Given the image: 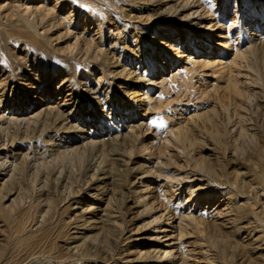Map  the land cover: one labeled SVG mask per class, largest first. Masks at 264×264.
Listing matches in <instances>:
<instances>
[{"label":"bare ground","instance_id":"1","mask_svg":"<svg viewBox=\"0 0 264 264\" xmlns=\"http://www.w3.org/2000/svg\"><path fill=\"white\" fill-rule=\"evenodd\" d=\"M26 3L40 28L29 19L23 31L7 25L3 9L14 0L0 2V264H264V136L244 154L231 145L235 129L226 127V136L211 134L222 143L205 149V161L193 155L196 144L182 126L157 125L166 110L160 93L202 68L212 70L235 110L243 108L237 79L243 61L262 57L264 0ZM254 18L256 24L247 20ZM170 66L176 73L168 79ZM226 99H218L225 108ZM146 127L154 142L137 141L133 153L130 143ZM164 134L180 145L189 173L166 175L164 156L152 151ZM225 147L228 171L218 165ZM80 148L91 152L82 170L85 191L63 197L74 174L54 163L78 158ZM159 179L187 183L193 208L154 207L152 195L163 198ZM119 195L133 199L136 217L152 213L136 228L142 234L124 241L117 232L123 213L108 209Z\"/></svg>","mask_w":264,"mask_h":264},{"label":"rangeland","instance_id":"2","mask_svg":"<svg viewBox=\"0 0 264 264\" xmlns=\"http://www.w3.org/2000/svg\"><path fill=\"white\" fill-rule=\"evenodd\" d=\"M10 1H12V0H0V2H3V3L4 2H10ZM26 5H28L26 3V0H14V7H12L11 10L3 9V11H5V14L7 15V21H6L7 23L6 24L14 27L16 30H22V29L26 30L28 28L24 26V24L22 23V20H25V19L28 20L29 19L30 24L28 26L40 28L37 25V23L35 24L34 19H32L33 15L28 13V10L25 8ZM58 10H60V9L58 8ZM230 10L231 11H228V12H232V9H230ZM224 12H225V9H224ZM235 16H236V18H238V17L240 18V16H238V17H237V15H235ZM245 18H248V16L245 15ZM241 19H242V17H241ZM247 20L252 21V22L254 21L253 24H256V21H255L256 18L251 19V20L247 19ZM83 21H84L83 18H82V20L80 19L79 24L81 25L83 23ZM8 22H12V23L10 24ZM263 23H264V20H263ZM110 24H109L110 27L115 25L114 23H110ZM109 25L106 26V28H107L106 31L108 30ZM106 31H105V33H106ZM179 34L180 33H178V37H179ZM68 41H70V43H74V39L71 36L68 38ZM58 43H59V41L54 43V45H57ZM74 47H76L75 44L72 47V49H74ZM263 55H264V50L261 53V56L263 58L261 57L259 59L258 58L252 59V57H251L250 61H249V63L251 62L250 63L251 65L248 64V62L243 61L242 66L244 68L240 67L241 68V75H243V73H247L248 75H250L247 79H245V77H243V78L240 77L241 75L237 79L239 86H240L239 88L243 89L242 90L244 92L243 94H245V95H243V94L242 95L246 96V97H242L243 99H241V101H242L241 105L243 107V108H241L242 110L241 109L235 110V107L233 106L234 103L232 101L233 99L227 100L226 98H223V91H220V89H221L220 87L223 84L221 82H218L216 80V78L215 79L213 78L214 76H212V74H211L212 70L208 71L207 69L202 68L200 70L198 69V71H195L197 73L200 72V74H197V73H196L197 75L193 74L192 78H190V79L185 78L186 80H181L178 78V80L177 79L173 80L174 83L173 84L170 83V85L173 86V85L177 84V86H176L177 89L174 87H173L174 89L171 87H168V92L166 94L164 93L165 91L160 93L161 96L164 97L165 103H163L162 106H163L164 110L165 109L166 110L163 111V113L161 112L160 114H158V116H160L162 118L165 117L166 119L161 118L160 121H157L158 127H161L160 126L161 124H163L164 127H166L167 123H168L167 127L168 126H172V127L174 126L175 128L176 127L178 128V127L182 126L180 128H182L184 133H186L188 135V137L192 138V140L196 144L195 148H197V149H195V151L193 152V155H196V156L201 155V156H203L205 161L208 160V158H206L207 153L205 152V149H209V146L222 143V142H215L216 136L215 137L211 136V134H216L217 132H220V133L225 134V136H226L225 128L226 127H229V128L232 127L235 130H234V134L232 135L231 145L235 149H237L238 152H241L244 154L249 153L251 150H253L255 142L264 136V114H263V112H264V56ZM245 63L248 64V67L250 65L252 70H251V68L248 69V67H247V65H245ZM166 71H167V73L165 75L168 74L166 76V78H168V79L176 73L175 67L171 68V66L168 69H166ZM205 73L208 75H206ZM200 75H202V76H200ZM99 76H100V74L98 73L97 77H99ZM251 79L254 80V82L252 81L253 84L250 82L248 85V82L251 81ZM189 80H190V84H192V86H194L193 84H195L194 87H192L190 84H186V83H189ZM57 81H58L57 79L54 80L53 84L51 85L52 92H54V93L56 92L55 87L58 84ZM184 81H187V82H184ZM243 81H245V82H243ZM182 83H183V85H182ZM215 83H217V84H215ZM189 85L192 88H194L193 91L191 90V92H190V89L188 88V87H190ZM218 85H220V87ZM170 89H171V91H169ZM215 89H217L218 91ZM247 89H248V91H247ZM215 91L217 94L215 93ZM209 93H210V95H209ZM247 93L254 94V95L250 96V94H247ZM214 95L217 98H215ZM208 96H210V97H208ZM218 96H220L221 99ZM58 97L59 96L56 94L54 96V99L57 101ZM248 98H249V100H246ZM218 99L219 100L226 99L227 102H229V103L231 102L228 105L230 107H227V108L223 107L224 103H220V101H218ZM247 101H248V105H247ZM167 102H168V105H167ZM187 103H189L188 106H187ZM189 107H191V108H189ZM231 107H233V108H231ZM245 108H246V110H245ZM227 109H229V110H227ZM231 109H232V111L230 112ZM227 111H228V114H227ZM234 111H236L237 113ZM238 111H239V113H238ZM211 112H212L213 116H212ZM217 112L218 113L220 112V113L218 114ZM194 113L197 116L194 117V115H195ZM201 113H204V114H201ZM242 113H244L246 116ZM208 114H211V115H208ZM116 115H117V117H119L118 114H116ZM162 115H164V116H162ZM201 115H202V117H201ZM242 115H244V116H242ZM166 116H168V117H166ZM189 116H193V118H191V117L189 118ZM220 116H222V117L219 118ZM186 118H189L190 121H188L189 119H186ZM214 118H216V119H214ZM191 119H195V120H191ZM82 120H84V119H82ZM215 120H216V122H214ZM86 121H88V120L86 119ZM191 121H194V122H191ZM217 121H219V122L217 123ZM170 122H172V123H170ZM190 122H191V124H190ZM215 124H217L218 126L217 125L215 126ZM211 125H213V126H211ZM220 126H222V128ZM143 130H144V131H142L143 134L142 133L136 134V137H134L133 141L130 143V146L128 149L132 150L133 153L136 151L135 150V143L137 141L143 140L144 143L148 144L149 147H150V143L154 142V139L151 138V136H150L152 133V130H148L147 127L144 128ZM147 133H149V134H147ZM165 135L166 134H164L160 139V143H161L159 145L160 147L157 146V148H155L154 150H152V149H149V150L150 151L152 150L155 154H158L159 155V156L157 155L158 157L164 156V157H162V158L160 157V158H161V161H163L169 165L167 169H163L166 171L167 176H170V175L175 176L177 174L183 176L186 173H189V170L187 169V166H186V164H187L186 161H188L187 160L188 158H186V156L183 155L182 149L180 148V145H178L179 146V148H178V146L176 145V142L174 143V140L169 136L168 137L166 136V138H167L166 140L167 141L169 140V142H170V144H167V141H165V138H164V140H162L163 137H165ZM163 141H165V142H163ZM163 143H165L167 145H165ZM197 143H199V145ZM171 144H173V145L171 146ZM161 145H162V147H161ZM167 146H169L168 149H167ZM163 147H166V148H163ZM78 150L81 152L83 151L81 154H79L78 158L74 157L75 159L67 160L63 164L54 163L55 166L53 165L54 168H57V169L63 168L66 170H71L74 174V175H71L72 176L71 177L72 178V186H67V188L65 189V193L63 194V197H67V195L69 193L71 194V191L74 192L76 189H78V191H80V193H83L85 191V190L81 189V186H80L83 183L82 170L84 168V165L87 162V159L91 155V152L90 151H84L85 150L84 148H80ZM220 152H221V159H220V162L218 165L221 167L222 170L228 171L226 147L224 149L220 150ZM83 154H86L85 160L83 158ZM231 165H233V164H231ZM49 167H51V166H48V169H50ZM186 169L188 170V172L186 171ZM63 172L66 173V171H63ZM76 174H78V175L76 176ZM28 178H31V176H29ZM37 178H40V173H39ZM159 180L160 181L157 183L158 187H156V188L159 192L158 194H160V197H163V198H159L157 195L153 194L152 198H151V200H152L151 203L154 202V204H152L154 207H158V206L161 208L167 207L169 209L171 207L170 211H172L173 207H175L176 205H179V207H181V205H184V206H182L181 211H188L191 207L193 208L194 200H190V202H187L186 200H188L189 195L186 192L185 193L183 192V190L185 189V187H183V186L187 185V183L183 182V186H178V184L175 182H171V181H167V180H161V179H159ZM179 187H181V188H179ZM88 190L89 189H87V191ZM93 192H97V191H93ZM117 199L119 200L118 205H115V206L108 205V209L111 212H117L120 209V212L123 213V215H121L119 217V220L124 221V224L122 226L119 225L117 232L119 233L120 236L122 235L121 237L123 238L122 239L123 241L125 240V238H127L128 234H131V233H133L132 236H135V237L139 236L140 234H142V232L139 230L141 227V220H143L144 218H149L148 221H150L152 219V213L150 212V213L143 215L142 217L138 218L134 215L136 210H135L134 205L132 203L133 199L124 200L123 195H119L117 197ZM104 201H105V198H103L102 207L107 205V202H105V204H104ZM184 203H187L188 205H186ZM198 207L196 206L194 208L193 212L196 213V210L198 208L199 211L202 210L201 211V213H202L204 211L203 210L204 205L200 204V206H198ZM187 208H188V210H187ZM137 226H139V229H136ZM149 229H151V227L145 228L144 232H147ZM201 237H202V235H200V234H194V236H193V238L197 239V240H199V239L201 240L202 239ZM136 247H138V249L142 248V246L140 244L137 245ZM193 262H192V264L199 263V260L194 259ZM189 263L191 264V262H189Z\"/></svg>","mask_w":264,"mask_h":264},{"label":"snow or ice","instance_id":"3","mask_svg":"<svg viewBox=\"0 0 264 264\" xmlns=\"http://www.w3.org/2000/svg\"><path fill=\"white\" fill-rule=\"evenodd\" d=\"M160 126H161V127H164V125H163V124H161Z\"/></svg>","mask_w":264,"mask_h":264}]
</instances>
